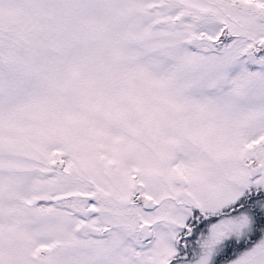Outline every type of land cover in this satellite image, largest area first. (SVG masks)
Here are the masks:
<instances>
[{
  "label": "snow or ice",
  "instance_id": "snow-or-ice-1",
  "mask_svg": "<svg viewBox=\"0 0 264 264\" xmlns=\"http://www.w3.org/2000/svg\"><path fill=\"white\" fill-rule=\"evenodd\" d=\"M0 264H264V0H0Z\"/></svg>",
  "mask_w": 264,
  "mask_h": 264
}]
</instances>
